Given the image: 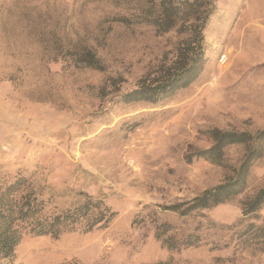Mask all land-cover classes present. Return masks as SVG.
<instances>
[{
    "label": "rangeland",
    "instance_id": "1",
    "mask_svg": "<svg viewBox=\"0 0 264 264\" xmlns=\"http://www.w3.org/2000/svg\"><path fill=\"white\" fill-rule=\"evenodd\" d=\"M160 1L0 0V177L26 176L47 211L91 194L115 212L104 228L27 233L4 264H264L241 207L264 186V142L231 201L186 215L165 208L234 177L249 145L211 161L199 152L215 129H264V0H215L198 76L127 101L186 36L194 0H166L177 22L166 31L146 20Z\"/></svg>",
    "mask_w": 264,
    "mask_h": 264
},
{
    "label": "trees",
    "instance_id": "2",
    "mask_svg": "<svg viewBox=\"0 0 264 264\" xmlns=\"http://www.w3.org/2000/svg\"><path fill=\"white\" fill-rule=\"evenodd\" d=\"M183 12L181 22L182 33L186 36L181 39L174 59L166 64L151 82H144L138 88L128 92V100H157L163 93H171L179 85H188L195 79L203 66L206 41L205 28L216 9L215 0H194L188 2ZM158 11H151L146 20L154 23L163 30L176 27L175 8L166 0L159 3ZM152 10V9H151ZM93 54L89 52L87 58L93 64ZM94 65V64H93ZM161 77V79H160ZM214 144L199 152L211 161L220 162L225 146L234 143H245L249 149L235 172L233 178L205 189L194 198L165 206V208L186 215L199 208H211L218 203L231 201L241 193L245 187L246 173L251 161L260 153L264 142V129L255 134L236 130L213 131ZM48 201L43 197L41 190L24 175H16L11 179L0 177V264L11 260L15 256L16 247L27 233L35 235L51 234L55 237L65 232L73 231L79 222H82L86 231L104 228L115 216V212L107 206H101V201H94L91 194L74 208L59 211H47ZM243 219L254 220L247 225L248 234L256 236L264 245V221L258 223L260 211L264 207V186L241 201ZM101 221H104L101 224ZM100 223V224H99ZM244 241V240H242ZM164 244L174 248V244ZM189 243V242H187Z\"/></svg>",
    "mask_w": 264,
    "mask_h": 264
}]
</instances>
